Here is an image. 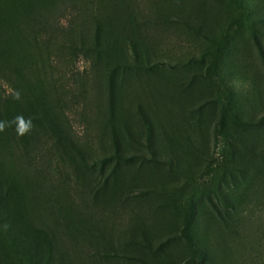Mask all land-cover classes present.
<instances>
[{"label": "rangeland", "instance_id": "1", "mask_svg": "<svg viewBox=\"0 0 264 264\" xmlns=\"http://www.w3.org/2000/svg\"><path fill=\"white\" fill-rule=\"evenodd\" d=\"M18 114L0 264H264V0H0Z\"/></svg>", "mask_w": 264, "mask_h": 264}, {"label": "clouds", "instance_id": "2", "mask_svg": "<svg viewBox=\"0 0 264 264\" xmlns=\"http://www.w3.org/2000/svg\"><path fill=\"white\" fill-rule=\"evenodd\" d=\"M13 99L19 100L20 93L17 91L13 94ZM15 125V131L17 136H25L30 133L34 127L32 119L25 118L22 114H18L11 121L0 120V132H4L7 128Z\"/></svg>", "mask_w": 264, "mask_h": 264}]
</instances>
